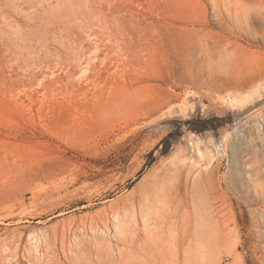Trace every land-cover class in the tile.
<instances>
[{
	"label": "rangeland",
	"instance_id": "rangeland-1",
	"mask_svg": "<svg viewBox=\"0 0 264 264\" xmlns=\"http://www.w3.org/2000/svg\"><path fill=\"white\" fill-rule=\"evenodd\" d=\"M256 76L264 0H0V264H264Z\"/></svg>",
	"mask_w": 264,
	"mask_h": 264
},
{
	"label": "bare ground",
	"instance_id": "bare-ground-1",
	"mask_svg": "<svg viewBox=\"0 0 264 264\" xmlns=\"http://www.w3.org/2000/svg\"><path fill=\"white\" fill-rule=\"evenodd\" d=\"M232 87L236 88V90H243L247 86H254V91L250 95H246L243 98L240 97H230L228 99H223V105L226 109L230 110L233 113L234 121H238L235 123L233 127H227L223 133L222 140L220 143H215L213 140H209L208 143L204 146L203 150L207 151V166H209L216 157L223 152V141L230 136V132L227 130L234 129L238 124L242 123L244 119H249L250 117L258 114L259 109L264 106V79L261 76H256L253 78L245 77L240 78L238 80H234L232 82ZM263 92V94H261ZM258 97L257 100H254L255 97ZM248 102L247 106H243ZM238 109V110H237ZM193 112V107L188 104H181L175 111V115H177L181 119H185L189 117ZM250 112V114H248ZM248 114V115H247ZM246 115V116H245ZM244 119H241L244 117ZM186 147H187V156L189 157L190 162H194L199 160L202 156V149L196 143V137L189 133L186 135L185 139Z\"/></svg>",
	"mask_w": 264,
	"mask_h": 264
},
{
	"label": "trees",
	"instance_id": "trees-1",
	"mask_svg": "<svg viewBox=\"0 0 264 264\" xmlns=\"http://www.w3.org/2000/svg\"><path fill=\"white\" fill-rule=\"evenodd\" d=\"M161 145H163V146H164V151H163V154H165V153H166V151H167V148H168V145L166 144V140L162 141V142H161Z\"/></svg>",
	"mask_w": 264,
	"mask_h": 264
}]
</instances>
